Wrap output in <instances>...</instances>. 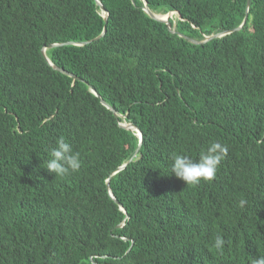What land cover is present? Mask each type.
Here are the masks:
<instances>
[{"label":"trees","instance_id":"obj_1","mask_svg":"<svg viewBox=\"0 0 264 264\" xmlns=\"http://www.w3.org/2000/svg\"><path fill=\"white\" fill-rule=\"evenodd\" d=\"M98 1L106 20L96 0H0V264H252L264 0H145L179 14L174 32L143 0ZM60 136L82 161L64 178L43 167ZM212 142L228 148L212 182L171 175L173 154L198 159Z\"/></svg>","mask_w":264,"mask_h":264},{"label":"clouds","instance_id":"obj_2","mask_svg":"<svg viewBox=\"0 0 264 264\" xmlns=\"http://www.w3.org/2000/svg\"><path fill=\"white\" fill-rule=\"evenodd\" d=\"M177 14L176 11H172ZM228 154V148L220 142L210 143L203 150L198 159L187 155L173 154L171 157L170 173L177 179L183 181L187 186H197L201 182H212ZM44 168L55 177L64 178L70 174L77 173L82 167L80 153L73 149L64 136L57 138L55 146L50 149L48 158L44 162ZM247 203L241 199L239 206ZM226 241L222 236L217 235L214 240V247L221 251ZM252 264H264V256L253 259Z\"/></svg>","mask_w":264,"mask_h":264},{"label":"water","instance_id":"obj_3","mask_svg":"<svg viewBox=\"0 0 264 264\" xmlns=\"http://www.w3.org/2000/svg\"><path fill=\"white\" fill-rule=\"evenodd\" d=\"M96 2H97V4H98L100 10L102 11V15H103V17H104V20H106V19H107V14H108V12L104 9V7L101 5V3H100L98 0H96ZM246 3H247V6H248L249 0H246ZM143 10H144V11H145V12H146L151 18H153V19H155V20H158V21H160V22L165 23V24L167 25L168 29H170L171 32H174V30H175V29H174V25H173V24H170V22L168 21V18L165 17V18L163 19V18H160L159 16H157V15L155 14V12L151 11V10L147 7V3H146L145 0H143ZM170 12H172V11H169V12L163 13V14H161V15H165V16H166V15L169 14ZM176 13H177V12H176ZM177 14H178V13H177ZM178 15H179V14H178ZM245 20H246V15L244 16L243 21L241 22V24H240L239 26L235 27V29H239V28L243 25V23L245 22ZM229 31H231V30H229ZM229 31H224V32H221V33H216V34H211V35H209V36H206L205 39L202 40V41H197V40H195V39H191V38L186 37L185 35L180 34V33H179V35H180V36H183V37H185V38H187V39H188L189 41H191L192 43H198V42H205V41H207V40H209V39H212V38H214V37H217V36H221V35H223V34H225V33H228ZM103 33H104V29H103V31H102L98 36L95 37V39H98L99 37H101ZM53 45H55V44H50L49 46H53ZM46 47H47V46H44V47L41 49V52H42V54L44 55L45 59L48 61V63L51 64V61H50V60L48 59V57L45 55V49H46ZM51 65H52V64H51ZM52 67L55 68V69H57V70H59V71H61V72H63V73H68V72H66L64 69L59 68V67H57V66H55V65H52ZM90 90H91L95 95H98V94L95 92V90H94L93 88L90 87ZM101 102H102V104L105 105L108 109H110V110L113 112L114 115H117V112H115V111L113 110V108L110 107V105H108L105 101H101ZM121 126L127 128V129L134 130V131H135V134L137 135V137H138V139H139V144H140V141H141V131H140L137 127H135V126H134L133 124H131V123H121ZM138 146H139V145H138ZM137 150H138V147L136 148V150H135V152L133 153V155H135V153L137 152ZM108 185H109V183H108V181H106V187H107V189H109ZM109 194H110V196L113 198V196H112V194H111L110 191H109ZM120 208L124 211V208H123L122 206H120Z\"/></svg>","mask_w":264,"mask_h":264},{"label":"bare ground","instance_id":"obj_4","mask_svg":"<svg viewBox=\"0 0 264 264\" xmlns=\"http://www.w3.org/2000/svg\"><path fill=\"white\" fill-rule=\"evenodd\" d=\"M101 12H102V11H101ZM155 14H156L157 16H159L160 18H163V19H164V18L167 17V16H173L174 13H173V12H170V13L167 14L166 16H165V15H161V14H163V13H156V12H155Z\"/></svg>","mask_w":264,"mask_h":264},{"label":"rangeland","instance_id":"obj_5","mask_svg":"<svg viewBox=\"0 0 264 264\" xmlns=\"http://www.w3.org/2000/svg\"><path fill=\"white\" fill-rule=\"evenodd\" d=\"M172 17H177V15L174 13Z\"/></svg>","mask_w":264,"mask_h":264}]
</instances>
